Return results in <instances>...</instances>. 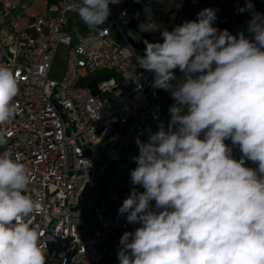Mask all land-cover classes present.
<instances>
[{
	"label": "clouds",
	"instance_id": "9594fccd",
	"mask_svg": "<svg viewBox=\"0 0 264 264\" xmlns=\"http://www.w3.org/2000/svg\"><path fill=\"white\" fill-rule=\"evenodd\" d=\"M119 2L80 0L75 10L84 24L99 27L109 5ZM253 8L248 0L239 9L251 12L252 40L213 27L216 12L206 8L196 20L164 30L163 43L145 41V55L135 57L155 74L153 86L171 90L177 103L168 131L137 140L131 182L144 191L133 188L119 214L141 226L121 236L120 264H264V14ZM129 51L134 55L128 47L121 55ZM177 68L186 78L173 87ZM18 94L16 74L0 66V126L14 118ZM9 136L0 127V146ZM227 139L258 168L232 158ZM30 183L19 157L0 153V264H46L41 233L31 225L41 205Z\"/></svg>",
	"mask_w": 264,
	"mask_h": 264
},
{
	"label": "built area",
	"instance_id": "2783aa9c",
	"mask_svg": "<svg viewBox=\"0 0 264 264\" xmlns=\"http://www.w3.org/2000/svg\"><path fill=\"white\" fill-rule=\"evenodd\" d=\"M250 2L253 12L264 14V0ZM31 3L0 0V66L10 68L19 82L13 101L16 114L0 126L10 133L0 153L9 150L18 156L31 178L29 194L35 193L41 205L31 215V225L41 233L46 264H103L116 259L113 252L124 232H134L141 225L128 223L127 214H119L131 191H94L90 206L83 205L95 170L93 151L113 141L116 134L126 133L125 139L138 150L130 158L134 161L139 155L137 140L147 143L161 128L168 131L169 109L177 103L171 90L153 86V72L139 66L135 57H143L146 48L136 46L126 29L140 31L141 23L150 22L154 30L140 32L163 43L161 33L188 21L192 11L196 20L202 10L216 12L217 8L203 0H185L183 9L173 8L160 22L153 0H137L134 11L122 8V3L113 10L118 4H110L103 25L84 24L85 32L74 39L70 17L80 19L75 10L80 0H46L42 13L31 12ZM248 21L229 27V32L245 29V38L252 40ZM213 27L221 30L217 20ZM127 47L134 55L130 51L121 55ZM61 48L65 68L58 78H51ZM173 72L175 78L169 83L175 87L186 74L180 69ZM181 114H188L187 106ZM225 144L232 158L243 157L239 145L230 139ZM243 158L246 167L258 168L256 162ZM136 190L144 191L142 186ZM150 206L155 207L154 200Z\"/></svg>",
	"mask_w": 264,
	"mask_h": 264
},
{
	"label": "rangeland",
	"instance_id": "374dc122",
	"mask_svg": "<svg viewBox=\"0 0 264 264\" xmlns=\"http://www.w3.org/2000/svg\"><path fill=\"white\" fill-rule=\"evenodd\" d=\"M247 3V0H242ZM46 6V0H32L30 5V11L33 13H42ZM131 29L134 35L131 36L132 40L136 44H143L142 37L139 32L133 28ZM70 33L81 35L85 32V26L81 19L77 16L70 17ZM243 33L246 35V30H239L237 32L231 33L232 35H237L238 33ZM65 68V49H60L51 73V78H58ZM178 69V68H177ZM174 69L173 71H176ZM126 138V133L124 137L118 133L113 137V141L99 145L93 151V157L95 160V170L91 173L92 189H94L95 194L104 190L105 193H111L114 190L115 185L120 181V176L124 164L130 160L131 157L135 156L138 150L132 147ZM4 146H0V151L3 150ZM99 156V158H98ZM108 169V170H106ZM109 171V174L106 172ZM94 194V196H95ZM120 247L114 250L113 254L117 262L118 252ZM46 263L48 262V257H45Z\"/></svg>",
	"mask_w": 264,
	"mask_h": 264
},
{
	"label": "trees",
	"instance_id": "16d2710c",
	"mask_svg": "<svg viewBox=\"0 0 264 264\" xmlns=\"http://www.w3.org/2000/svg\"><path fill=\"white\" fill-rule=\"evenodd\" d=\"M203 2L207 5L216 6V20L218 21L221 30H228L229 27L243 24L250 18V11H244L243 13L239 11L240 8H244L246 5V3L242 0H203ZM121 7L127 8L129 11H134L137 8V0H123ZM137 166L138 165L135 160H129L124 164L120 176V181L115 185L114 190L111 193L131 191L133 188H136L138 186L133 185L131 182V171L134 170ZM109 173V171L106 172V174ZM91 189L92 186L88 189L87 193H89ZM103 264L119 263L116 259H111Z\"/></svg>",
	"mask_w": 264,
	"mask_h": 264
},
{
	"label": "crops",
	"instance_id": "0c3cea01",
	"mask_svg": "<svg viewBox=\"0 0 264 264\" xmlns=\"http://www.w3.org/2000/svg\"><path fill=\"white\" fill-rule=\"evenodd\" d=\"M123 0H120V2L118 3V5H115V6H112L111 8L113 10H116L117 9V6H119L120 3H122ZM154 3H155V12H156V16L158 18V20L160 22H163L165 20V17L166 15L173 9V8H177V9H183L184 8V5H185V0H153ZM38 13V12H37ZM74 16V15H73ZM196 18V15H195V10L192 11V13H190L188 15V21H192V20H195ZM133 28V27H132ZM135 29L137 32H139L141 34V37H142V42L143 44L139 45V44H136V46L138 47H144L146 48V44H145V41H148L149 43H155V37L154 35L152 36H146L144 34H142L140 31H138L136 28H133ZM127 32L129 33V35H134L133 31L131 29H128ZM72 34V33H71ZM128 35V36H129ZM72 36L74 37V39L77 38L78 34L74 33L72 34ZM131 38V36H129ZM131 41L134 42L131 38ZM179 69V68H178ZM177 69V70H178Z\"/></svg>",
	"mask_w": 264,
	"mask_h": 264
},
{
	"label": "water",
	"instance_id": "95a60500",
	"mask_svg": "<svg viewBox=\"0 0 264 264\" xmlns=\"http://www.w3.org/2000/svg\"><path fill=\"white\" fill-rule=\"evenodd\" d=\"M94 193V189H91L90 191H89V195L84 199V201H83V205L85 206V207H88V206H90V204H91V200H92V194Z\"/></svg>",
	"mask_w": 264,
	"mask_h": 264
}]
</instances>
